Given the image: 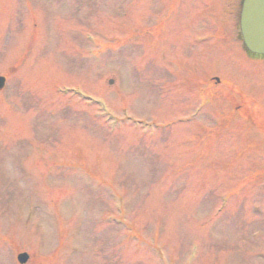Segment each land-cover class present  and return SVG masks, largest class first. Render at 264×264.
Masks as SVG:
<instances>
[{
	"label": "rangeland",
	"instance_id": "374dc122",
	"mask_svg": "<svg viewBox=\"0 0 264 264\" xmlns=\"http://www.w3.org/2000/svg\"><path fill=\"white\" fill-rule=\"evenodd\" d=\"M240 10L0 0V264H264V57L232 56ZM153 21L174 24L155 39ZM205 74L226 108L232 79L258 103L246 126L185 90ZM214 117L226 136L201 144Z\"/></svg>",
	"mask_w": 264,
	"mask_h": 264
},
{
	"label": "water",
	"instance_id": "95a60500",
	"mask_svg": "<svg viewBox=\"0 0 264 264\" xmlns=\"http://www.w3.org/2000/svg\"><path fill=\"white\" fill-rule=\"evenodd\" d=\"M242 32L248 48L256 53H264V0H245L241 20ZM4 78L0 77V86ZM21 262L28 258L20 255Z\"/></svg>",
	"mask_w": 264,
	"mask_h": 264
}]
</instances>
